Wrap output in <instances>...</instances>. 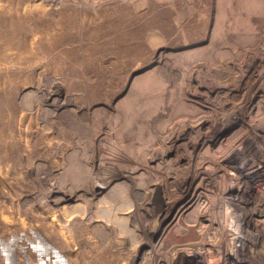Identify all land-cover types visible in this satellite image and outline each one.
Masks as SVG:
<instances>
[{"label":"rangeland","instance_id":"374dc122","mask_svg":"<svg viewBox=\"0 0 264 264\" xmlns=\"http://www.w3.org/2000/svg\"><path fill=\"white\" fill-rule=\"evenodd\" d=\"M0 2V264H264V0Z\"/></svg>","mask_w":264,"mask_h":264},{"label":"bare ground","instance_id":"6f19581e","mask_svg":"<svg viewBox=\"0 0 264 264\" xmlns=\"http://www.w3.org/2000/svg\"><path fill=\"white\" fill-rule=\"evenodd\" d=\"M98 2V1H97ZM61 3V2H59ZM78 3V2H77ZM52 4V3H51ZM81 5V4H80ZM86 6V5H85ZM84 6V7H85ZM88 7V6H87ZM94 7V6H93ZM95 8V7H94ZM39 9V8H38ZM37 9V10H38ZM35 9L30 6L17 5L12 3L0 2V48L6 44H13L16 46H24L27 35H31L32 38L39 34L41 30H51V26L48 23L39 22V19L35 18ZM252 26V25H251ZM262 27V26H261ZM30 37V38H31ZM257 37V36H256ZM246 39V37H245ZM171 61V60H170ZM255 61L251 64L253 65ZM163 65V64H162ZM253 69V68H252ZM244 72V71H243ZM208 84V83H207ZM257 87V86H256ZM254 89V88H253ZM219 95V94H218ZM256 96V95H255ZM252 102V101H251ZM223 104V103H221ZM220 104V105H221ZM250 106V105H248ZM245 107V106H244ZM254 110V109H253ZM242 114V113H241ZM210 121V120H209ZM194 124V123H193ZM198 124V123H197ZM262 124V123H261ZM124 127V126H123ZM263 127V126H262ZM199 131V130H198ZM190 132V131H189ZM202 132V130H201ZM191 133V132H190ZM195 133V132H194ZM182 134V133H181ZM187 134V133H186ZM190 135V134H189ZM188 135V137H189ZM173 136V135H172ZM182 136V135H181ZM172 139V138H171ZM190 139V138H189ZM194 139V138H193ZM195 140V139H194ZM181 137H176L171 140L172 146L182 142ZM199 141V140H198ZM198 141L195 144H191L194 141H187L186 145L190 148H197ZM183 144V143H182ZM167 149V148H166ZM187 150V149H186ZM170 151H172L170 149ZM170 151H168L170 153ZM167 152V153H168ZM189 154V153H188ZM128 155V154H127ZM189 156V155H188ZM129 160V159H128ZM117 162V161H116ZM112 163V162H111ZM130 169V168H129ZM120 170V169H119ZM122 171V170H121ZM128 172V171H127ZM135 172V171H134ZM176 177V176H175ZM133 178V177H132ZM186 178V177H185ZM176 181V180H175ZM181 181V180H180ZM116 186V185H115ZM163 186V185H162ZM183 187V186H182ZM156 189V187H155ZM102 198V197H101ZM149 199V198H148ZM147 199V200H148ZM156 205L160 216H163L166 210V200L161 186L157 187V193L155 196ZM149 203V202H148ZM152 204V203H151ZM152 206V205H151ZM146 207V206H145ZM172 207V206H171ZM173 213V212H172ZM168 216V215H167ZM193 216V215H192ZM126 217V216H125ZM156 217V216H155ZM163 218V217H162ZM164 217L163 219H165ZM164 221V220H163ZM153 222V221H152ZM154 223V222H153ZM163 223V222H162ZM156 224V223H155ZM153 225V224H152ZM151 226V225H150ZM158 227V226H157ZM154 228V227H153ZM148 229V227H147ZM146 229V230H147ZM141 230V229H140ZM149 230V229H148ZM137 231V230H136ZM140 234V233H139ZM152 234V233H151Z\"/></svg>","mask_w":264,"mask_h":264}]
</instances>
